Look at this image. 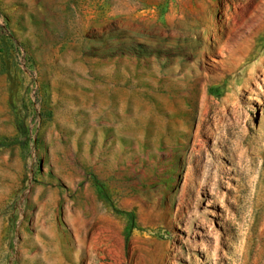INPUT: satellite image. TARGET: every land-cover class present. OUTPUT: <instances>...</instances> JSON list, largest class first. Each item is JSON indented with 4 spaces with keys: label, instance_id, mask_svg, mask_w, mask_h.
I'll list each match as a JSON object with an SVG mask.
<instances>
[{
    "label": "rangeland",
    "instance_id": "obj_1",
    "mask_svg": "<svg viewBox=\"0 0 264 264\" xmlns=\"http://www.w3.org/2000/svg\"><path fill=\"white\" fill-rule=\"evenodd\" d=\"M0 264H264V0H0Z\"/></svg>",
    "mask_w": 264,
    "mask_h": 264
}]
</instances>
